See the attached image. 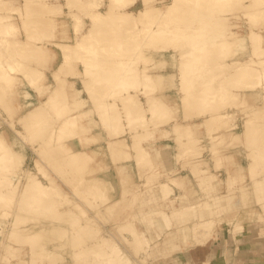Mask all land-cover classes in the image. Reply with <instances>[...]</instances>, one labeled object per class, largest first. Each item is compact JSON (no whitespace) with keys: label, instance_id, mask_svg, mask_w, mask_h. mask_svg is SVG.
<instances>
[{"label":"bare ground","instance_id":"bare-ground-1","mask_svg":"<svg viewBox=\"0 0 264 264\" xmlns=\"http://www.w3.org/2000/svg\"><path fill=\"white\" fill-rule=\"evenodd\" d=\"M79 72L96 126L126 132L120 159L77 147ZM0 105L35 154L25 167L0 130V264H147L142 219L159 238L157 220L176 227L170 255L206 247L226 218L233 238L258 224L264 237V0H0ZM231 105L238 129L220 124ZM148 193L156 207L137 214Z\"/></svg>","mask_w":264,"mask_h":264},{"label":"rangeland","instance_id":"rangeland-1","mask_svg":"<svg viewBox=\"0 0 264 264\" xmlns=\"http://www.w3.org/2000/svg\"><path fill=\"white\" fill-rule=\"evenodd\" d=\"M53 1V0H52ZM140 7V3H137L135 6H134V9H138ZM59 24V22H57V25ZM56 25V26H57ZM55 26V27H56ZM59 29V27L57 26L56 28H53V30L54 31H56V30H58ZM53 31V32H54ZM70 31V30H69ZM58 32H59V34H58ZM58 32L56 31V33L58 34V36H61L62 34H60V29L58 30ZM55 33V32H54ZM53 33V34H54ZM57 34H55L54 36L56 37V35ZM60 55H59V53H58V56H57V58L55 59V63H54V65H56V63L59 61V58H61V57H59ZM74 61H75V59H74ZM76 63H77V60H76ZM72 64H74V63H70V65L68 64V66H65L64 68L65 69H67V70H71L72 68L71 67H73V65ZM74 66L76 67V64H74ZM68 67H70V69L68 68ZM75 67H73V68H75ZM81 67V66H80ZM75 70V69H74ZM169 72H171V71H169ZM47 73L48 74H46V77H45V79H44V81H41V84H43V85H49V84H51V83H53V76H52V73H51V71L50 72H48L47 71ZM69 73V72H68ZM68 73H67V78H68V80H66V82L67 81H72V82H74V83H72V82H70L71 84H68L69 86L68 87H71V89H72V91L73 92H75V97H79L80 98V96H83V97H81V99L83 100V101H86V103H84L80 108H79V110H78V114H79V125L81 126H78V131L80 132V128L82 129L81 130V134L83 133V132H85V133H83L82 135L81 134H79L78 135V137L79 136H81L82 138L83 137H85V139H83L84 140V142H83V144H81L80 142H82V139L81 138H79V139H81V141H79V139H78V137H77V141L79 142L78 143V145H77V147H79V148H83V147H85V148H90V147H94V148H92V150L90 151V153H92V154H98V151L99 150H102L103 152H104V154H105V160H109V161H115V160H117V159H120L123 155H124V153L125 152H127L128 151V147L126 146V145H124L123 143L124 142H126V140H127V135H125V133L126 132H124V134H122L121 136H119V138L118 139H115L113 142L112 141H110L109 140V136H108V131L106 132L105 130V128H99V127H97L96 126V124H95V119H97L98 118V113L96 112V115H95V113H93V111H94V101H89L90 99H93V98H91V96L90 97H86V96H89L88 95V93H86L87 91H86V89H82L81 88V85H83V83H80V81L82 82V80H81V78L80 77H82L81 75V72H79L80 74H77V76L75 75V74H73L71 77H70V75L71 74H69L68 75ZM74 75H75V77H74ZM80 75V76H79ZM69 76V77H68ZM79 79H78V78ZM158 79H160V78H158ZM78 80H80V81H78ZM89 82H90V80H89ZM172 82V76L170 75L169 76V83H171ZM165 82H160V81H158V83L156 84L158 87H160L162 84H164ZM80 84V85H79ZM173 83H171V85H172ZM83 87V86H82ZM76 88H78L80 91L78 92V94H77V92H76V90H74V89H76ZM30 89V88H29ZM70 89V90H71ZM69 91V90H68ZM71 91V92H72ZM72 92V93H73ZM31 93L33 94L32 96H31V99H33V98H36L35 97V95L37 94V96L39 95V93L36 91H32L31 90ZM36 93V94H35ZM71 93V94H72ZM86 93V94H85ZM73 95V94H72ZM44 96V95H43ZM28 98V97H27ZM38 99H39V97H37ZM41 99V98H40ZM237 100V102H239L238 101V99H236ZM235 100V101H236ZM240 100V99H239ZM93 102V103H89V102ZM235 106V105H234ZM233 106V107H234ZM232 107V105L230 106V108H228L230 111H229V113L230 114H227V115H231L234 111V113L231 115V116H229V117H224L223 119V122L221 123V121H220V124L222 125L223 123L225 124V126L226 127H228L229 126V128L231 127V126H233V129H238V128H240V107H238L237 108V106H235L236 108H233ZM234 109H236V110H234ZM238 109V110H237ZM187 110L189 111V113H192V110L189 108H187ZM231 110H232V113H231ZM188 111H185V112H188ZM239 111V112H238ZM194 112H195V110H194ZM197 112V111H196ZM238 112V113H237ZM1 112V105H0V130H2V129H4V128H6L7 130H9V136L10 137H12V139H13V146L15 147V148H17V149H19L20 151H19V153L21 154V155H23L24 156V165H25V167H33V159H34V156H35V154L34 153H32L31 151H32V147L30 146L29 147V144L31 145L32 143L30 142V143H28L27 142V140L26 139H23V138H21V136H20V138H21V140L19 139V135L18 134H15V131H11L12 129L10 128V127H7V125L6 124H8L9 123V119H8V117L6 118L5 116H4V114ZM80 113L81 114H83V116H80ZM86 114V115H85ZM235 114V115H234ZM4 116V117H3ZM232 116H234V117H232ZM3 117V118H2ZM239 117V118H238ZM198 118V117H197ZM200 118H203V117H199L198 119H200ZM233 119L232 121H231V119ZM235 118V119H234ZM5 120H7L6 122H5ZM225 120H228V122L226 121V122H224ZM229 120H230V122H229ZM232 122H233V125H232ZM227 123H230V124H228V125H226ZM223 124V125H224ZM235 125V126H234ZM19 125L17 124L16 125V128L18 127ZM224 126V127H225ZM80 127V128H79ZM19 128V127H18ZM102 129H104V130H102ZM205 129V128H204ZM204 129H201L199 132L200 133H202V132H204ZM17 131V130H16ZM105 131V132H104ZM98 132H100V134L98 135ZM106 133V134H105ZM123 133V132H122ZM18 137H17V136ZM161 136H162V134H160ZM123 136V137H122ZM125 136V137H124ZM160 138V137H159ZM86 141V142H85ZM22 142H24V143H22ZM86 143H88V144H86ZM111 143V144H110ZM85 144V145H84ZM239 149H237V150H234V151H227V152H225V154H230L231 156L230 157H232V155H234L233 157L235 158L236 156L237 157H239L240 158V147H238ZM236 155V156H235ZM243 164H245L246 162L245 161H243L242 159L240 160ZM227 172V175L229 174H234V175H236L239 171L234 167V166H230V168H229V170H227L226 169V171H223V172H219V175H221V177H225V175H224V173H226ZM233 175V176H234ZM227 177V176H226ZM237 177H240V176H237ZM228 178H229V180L226 178V180L224 179V182H225V184H227L226 183V181H232L233 179L235 180V176L234 177H229L228 176ZM230 178H233V179H230ZM136 179V178H135ZM240 179V178H239ZM195 180H197V179H195ZM194 181H190V183H193ZM234 182V181H233ZM219 185V186H218ZM220 185H221V183H218L217 184V181L216 182H212L211 183V188H214V189H218L219 187H220ZM178 190H180V189H178ZM153 191H155V189L153 190ZM76 192V191H75ZM77 193V192H76ZM79 196H81L80 197V199L81 200H85V202H86V198H84L83 197V195H81V194H79ZM83 197V198H82ZM142 197L140 198V200H139V202L137 203V205H136V207H135V209H136V213L138 214V212H139V214H141V212L140 211H138V208L137 207H140V203H141V201H142ZM83 202V201H82ZM84 203V202H83ZM87 203V202H86ZM86 203H84V204H86ZM77 204H79V203H77ZM88 204V203H87ZM88 211H89V209L91 210V208H90V206L88 205ZM77 208V207H76ZM82 208L83 207H81V206H79V209H76L75 210V212H77L78 213V215H80V218H82L84 215H85V211L84 210H86L85 208H83V210H82ZM83 211V216H82V213L81 212ZM81 213V214H80ZM142 215V214H141ZM228 219L229 218H226V220L224 219L223 221H221V223H219V227H218V231L216 232V235L211 239V240H217L216 242H219L220 243V240H222V238L224 237V235L227 233L226 231H225V229H224V226H226V225H228L227 224V222H228ZM223 223V224H222ZM255 225V224H254ZM259 225V224H258ZM257 225V226H258ZM143 226V225H142ZM144 227V226H143ZM2 231V232H1ZM3 231H4V227H2L1 229H0V235L2 236V233H3ZM137 254H139V253H137ZM182 254V255H181ZM199 254H202V251L199 253ZM199 254H197V255H199ZM68 257V256H67ZM179 257V258H178ZM178 257H173V255H169V256H160L159 258H156V257H152V258H147L146 260H147V264H193L194 262L192 261V259H198V257H196V258H192V256H188V255H183V253H180V255L178 256ZM193 257H195V256H193ZM202 257V256H201ZM214 260V263H217V264H220V263H222V261H220L221 259L219 258V257H217V258H214L213 259ZM183 262V263H182ZM224 263V262H223ZM198 264V263H197ZM232 264H264V254L261 256V257H259L258 259H255L254 261H248V260H245L244 262H240V263H232Z\"/></svg>","mask_w":264,"mask_h":264},{"label":"crops","instance_id":"crops-1","mask_svg":"<svg viewBox=\"0 0 264 264\" xmlns=\"http://www.w3.org/2000/svg\"><path fill=\"white\" fill-rule=\"evenodd\" d=\"M157 198V194L148 193L143 197L140 207H137L138 211H140L142 214H146L147 212L154 209L157 204ZM142 225L146 228L150 237V249L152 250L154 248V251L151 252L149 258L169 256L171 254L169 252L170 249H168L169 245L171 242L175 241V238L178 237L176 227L168 230L161 225L160 221L157 220V226L161 232V237L159 238L156 236L153 230H150L147 227L143 219ZM259 232V227L257 225L252 227L248 226L247 230L242 235L236 237V239L233 238L229 232H227L222 240H220V243L216 242L217 240H210L206 247H196L194 249H189L188 251L183 252V255L192 256V258L198 257V259H192L194 262L193 264H203L204 260H206L208 264H217L214 263L213 260L217 257L223 259L222 262H224V264L240 263L244 262L245 260L254 261L264 254V237L262 238L259 235ZM201 251L202 254H199ZM173 255L175 258L179 256L175 253Z\"/></svg>","mask_w":264,"mask_h":264}]
</instances>
